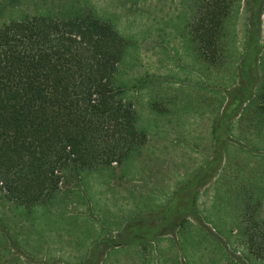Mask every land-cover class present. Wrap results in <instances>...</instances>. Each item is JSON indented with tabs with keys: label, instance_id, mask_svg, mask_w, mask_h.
<instances>
[{
	"label": "rangeland",
	"instance_id": "obj_1",
	"mask_svg": "<svg viewBox=\"0 0 264 264\" xmlns=\"http://www.w3.org/2000/svg\"><path fill=\"white\" fill-rule=\"evenodd\" d=\"M75 7L128 40L118 97L146 139L123 163L67 168L47 203L0 190V264H264L238 228L250 195L264 215V0L237 2L217 68L188 35L195 0H0V25Z\"/></svg>",
	"mask_w": 264,
	"mask_h": 264
},
{
	"label": "trees",
	"instance_id": "obj_2",
	"mask_svg": "<svg viewBox=\"0 0 264 264\" xmlns=\"http://www.w3.org/2000/svg\"><path fill=\"white\" fill-rule=\"evenodd\" d=\"M195 1L188 35L204 61L221 67L230 51L227 20L239 0ZM128 43L93 9L0 25V190L9 200L47 203L67 168L123 163L146 139L136 111L118 97ZM259 209L250 195L238 228L249 251L264 258Z\"/></svg>",
	"mask_w": 264,
	"mask_h": 264
},
{
	"label": "flooded vegetation",
	"instance_id": "obj_3",
	"mask_svg": "<svg viewBox=\"0 0 264 264\" xmlns=\"http://www.w3.org/2000/svg\"><path fill=\"white\" fill-rule=\"evenodd\" d=\"M149 239V241H152L153 242V238H148ZM123 243L121 242L120 244H114V245H116V246H121ZM113 245V246H114ZM113 246H111V247H113Z\"/></svg>",
	"mask_w": 264,
	"mask_h": 264
}]
</instances>
